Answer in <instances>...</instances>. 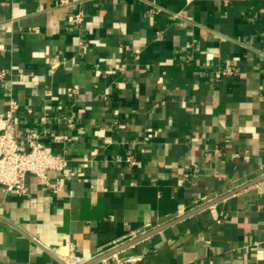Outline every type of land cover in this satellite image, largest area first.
I'll return each instance as SVG.
<instances>
[{
  "label": "crops",
  "instance_id": "0c3cea01",
  "mask_svg": "<svg viewBox=\"0 0 264 264\" xmlns=\"http://www.w3.org/2000/svg\"><path fill=\"white\" fill-rule=\"evenodd\" d=\"M12 103L69 165L0 186V264H264V0H0Z\"/></svg>",
  "mask_w": 264,
  "mask_h": 264
},
{
  "label": "built area",
  "instance_id": "2783aa9c",
  "mask_svg": "<svg viewBox=\"0 0 264 264\" xmlns=\"http://www.w3.org/2000/svg\"><path fill=\"white\" fill-rule=\"evenodd\" d=\"M84 20L85 15L82 13H77L73 18V22L78 25H81ZM80 45H84L82 40ZM234 72V69L229 68L223 75L233 74ZM217 77H221V74H218ZM17 108L15 103L11 104V108L3 120V125L0 126V186L9 193L26 196L29 193L27 178L33 175L48 188L54 190L63 188L61 182H52L49 174L50 172L62 174L69 165V159L65 155L47 151L43 146L40 133L33 127H24L15 135L12 131L11 119ZM20 138L24 139L23 143L19 141ZM238 157H241V155H238ZM243 159L247 161L249 157L246 155ZM255 185L264 187V176L253 182L249 187ZM120 250V248L113 249L84 264H93L101 258L103 259L98 262L106 260L120 252ZM61 259L65 264H81L73 257V254L63 255Z\"/></svg>",
  "mask_w": 264,
  "mask_h": 264
},
{
  "label": "water",
  "instance_id": "95a60500",
  "mask_svg": "<svg viewBox=\"0 0 264 264\" xmlns=\"http://www.w3.org/2000/svg\"><path fill=\"white\" fill-rule=\"evenodd\" d=\"M101 259H103V258H101ZM101 259L96 260L95 262H93V264L96 263V262H98V261L101 260Z\"/></svg>",
  "mask_w": 264,
  "mask_h": 264
}]
</instances>
